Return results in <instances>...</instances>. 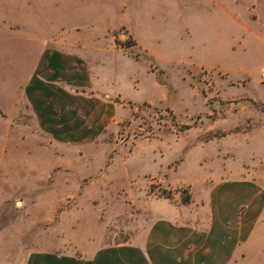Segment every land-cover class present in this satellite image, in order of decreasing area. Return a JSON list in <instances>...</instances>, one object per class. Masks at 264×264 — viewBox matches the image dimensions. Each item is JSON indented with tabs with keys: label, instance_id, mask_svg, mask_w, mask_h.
<instances>
[{
	"label": "rangeland",
	"instance_id": "rangeland-1",
	"mask_svg": "<svg viewBox=\"0 0 264 264\" xmlns=\"http://www.w3.org/2000/svg\"><path fill=\"white\" fill-rule=\"evenodd\" d=\"M35 2L72 30L88 108L63 140L0 108V264L141 245L160 221L207 231L216 186L264 191V0ZM28 4L0 0L11 53ZM225 264H264V209Z\"/></svg>",
	"mask_w": 264,
	"mask_h": 264
},
{
	"label": "crops",
	"instance_id": "crops-1",
	"mask_svg": "<svg viewBox=\"0 0 264 264\" xmlns=\"http://www.w3.org/2000/svg\"><path fill=\"white\" fill-rule=\"evenodd\" d=\"M26 1L32 5L17 8L18 26L12 39L16 51L12 53L9 10L0 8V108L10 114L14 108H27L39 128L63 140L60 135L69 128L71 108H88V99L70 89L90 85L87 62L71 51L72 30L67 25L59 36L55 34V11L43 12L46 19L42 20L36 0ZM160 2L163 12L168 0ZM241 205L246 209L239 214ZM208 208L212 222L207 231L160 221L141 245L98 249L89 257L40 253L28 264H225L261 216L264 191L249 182L218 185L210 191Z\"/></svg>",
	"mask_w": 264,
	"mask_h": 264
}]
</instances>
